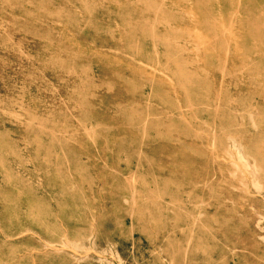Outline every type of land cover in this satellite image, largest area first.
Listing matches in <instances>:
<instances>
[{
  "label": "rangeland",
  "instance_id": "1",
  "mask_svg": "<svg viewBox=\"0 0 264 264\" xmlns=\"http://www.w3.org/2000/svg\"><path fill=\"white\" fill-rule=\"evenodd\" d=\"M109 263L264 264V0H0V264Z\"/></svg>",
  "mask_w": 264,
  "mask_h": 264
},
{
  "label": "bare ground",
  "instance_id": "2",
  "mask_svg": "<svg viewBox=\"0 0 264 264\" xmlns=\"http://www.w3.org/2000/svg\"><path fill=\"white\" fill-rule=\"evenodd\" d=\"M197 32H198V31H197ZM201 32H202V31H201ZM188 33H189V32H188ZM195 33H196V31L193 33V35H194ZM191 34H192V33H190L189 35H191ZM232 34H233V32H232ZM199 35H200V34H199ZM195 36H196V35H195ZM206 37H207V35H206ZM192 38H193V37H192ZM193 39H194V38H193ZM193 39H192V40H193ZM200 39H201V38H200ZM194 41H195V40H194ZM200 41H201V40H200ZM233 41H234V40H233ZM234 42H235V41H234ZM196 43H197V42H196ZM198 43H199V42H198ZM198 43H197V44H198ZM202 43H203V42H202ZM194 44H195V42H194ZM204 44H205V43H204ZM195 45H196V44H195ZM200 45H201V44H200ZM201 50H202V49H201ZM226 55H227V54H226ZM201 60H202V59H201ZM254 109L256 110V108H254ZM232 141H233V140H232ZM232 144H233V143H232ZM235 147H236V146H235ZM237 150H238V149H237ZM226 151H227V150H226ZM237 154L239 155V153H237ZM240 155H241V154H240ZM242 157H243V156H242ZM237 158H239V157L237 156ZM238 160H239V159H238ZM243 160H244V159H243ZM237 162H238V161H237ZM253 166H254V165H253ZM200 202H201V201H200ZM201 207H203V206H201ZM201 207H200V208H201ZM198 216H199V214H198ZM94 221H95V220H94ZM258 222H259V220H258ZM260 223H261V222H260ZM257 224H258V223H257ZM255 225H256V224H255ZM258 226H259V224H258ZM91 227H92V225H91ZM262 228H263V227H262ZM93 229H94V228H93ZM193 229H194V227H193ZM258 229H259V227H258ZM90 230H91V229H90ZM260 230H261V229H260ZM262 230H263V229H262ZM93 231H94V230H93ZM198 233H199V232H198ZM198 235H200V234H198ZM198 235H197V236H198ZM64 236H65V235H64ZM60 238H61V237H60ZM64 238H65V237H64ZM65 239H66V238H65ZM67 239H68V238H67ZM67 239H66V240H67ZM66 240H65V241H66ZM76 242H77V241H76ZM56 243H57V242H56ZM63 243H64V241H63L61 244H63ZM64 244H65V243H64ZM74 245H75V244H74ZM74 245H73V246H74ZM79 245H80V244H79ZM80 246L82 247V245H80ZM51 248H52V247H51ZM54 248H58V249H59V247H54ZM58 249H57V251H58ZM59 250H60V249H59ZM92 250H93V249H92ZM160 250H161V249H160ZM172 250H173V249H172ZM109 251H110V250H109ZM161 252H162V251H161ZM111 253H112V252H111ZM164 254H165V252H164ZM165 255H166V254H165ZM116 256H117V255H116ZM168 257H169V255H168ZM168 257H167V258H168ZM169 258H170V257H169ZM116 259H117V258H116ZM118 260H119V259H118ZM184 260H185V259H184ZM184 260H183V261H184ZM169 262H170V261H169ZM117 263H118V262H117ZM164 263H165V262H164ZM109 264H111V263H109ZM112 264H113V263H112ZM119 264H120V263H119Z\"/></svg>",
  "mask_w": 264,
  "mask_h": 264
}]
</instances>
